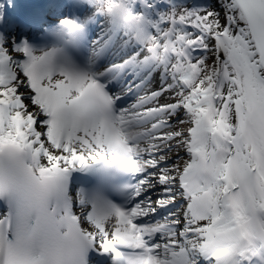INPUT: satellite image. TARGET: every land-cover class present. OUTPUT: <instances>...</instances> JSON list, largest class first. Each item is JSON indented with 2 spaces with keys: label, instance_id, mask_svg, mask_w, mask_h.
<instances>
[{
  "label": "snow or ice",
  "instance_id": "snow-or-ice-1",
  "mask_svg": "<svg viewBox=\"0 0 264 264\" xmlns=\"http://www.w3.org/2000/svg\"><path fill=\"white\" fill-rule=\"evenodd\" d=\"M73 3L0 31V264H264V0ZM99 162L122 204L70 186Z\"/></svg>",
  "mask_w": 264,
  "mask_h": 264
},
{
  "label": "clouds",
  "instance_id": "clouds-1",
  "mask_svg": "<svg viewBox=\"0 0 264 264\" xmlns=\"http://www.w3.org/2000/svg\"><path fill=\"white\" fill-rule=\"evenodd\" d=\"M24 159L22 153L10 146H5L3 151L0 152V168L3 169L6 183L9 179H23L26 174L23 167ZM69 264H76L74 256L69 260Z\"/></svg>",
  "mask_w": 264,
  "mask_h": 264
},
{
  "label": "bare ground",
  "instance_id": "bare-ground-1",
  "mask_svg": "<svg viewBox=\"0 0 264 264\" xmlns=\"http://www.w3.org/2000/svg\"><path fill=\"white\" fill-rule=\"evenodd\" d=\"M18 0H5V2H6V9H7V11H10V10H12V8L11 7H13V5H15V3L17 2ZM3 27V25H0V29ZM6 29L4 28V31H5ZM4 33H6V31L4 32ZM7 35V34H6ZM51 42V40H48L47 42H45L46 44L47 43H50ZM100 163H102V162H100ZM153 199H155L154 197H153Z\"/></svg>",
  "mask_w": 264,
  "mask_h": 264
},
{
  "label": "rangeland",
  "instance_id": "rangeland-1",
  "mask_svg": "<svg viewBox=\"0 0 264 264\" xmlns=\"http://www.w3.org/2000/svg\"><path fill=\"white\" fill-rule=\"evenodd\" d=\"M4 12H5V10H4ZM64 15V14H63ZM181 154H183V153H181ZM154 198H155V196H153Z\"/></svg>",
  "mask_w": 264,
  "mask_h": 264
}]
</instances>
